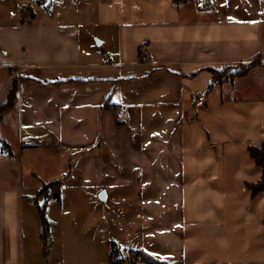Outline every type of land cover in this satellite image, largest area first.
<instances>
[{
    "label": "crops",
    "instance_id": "crops-1",
    "mask_svg": "<svg viewBox=\"0 0 264 264\" xmlns=\"http://www.w3.org/2000/svg\"><path fill=\"white\" fill-rule=\"evenodd\" d=\"M92 4L82 21L0 28V264H50L34 204L58 178L47 180L50 154L45 172L35 158L62 148L77 158L62 189L103 202L112 186L130 189L138 250L172 264H264V192L246 186L262 176L249 146L264 141V0ZM257 58L210 87L211 69Z\"/></svg>",
    "mask_w": 264,
    "mask_h": 264
},
{
    "label": "rangeland",
    "instance_id": "rangeland-1",
    "mask_svg": "<svg viewBox=\"0 0 264 264\" xmlns=\"http://www.w3.org/2000/svg\"><path fill=\"white\" fill-rule=\"evenodd\" d=\"M21 6L28 7L25 12L27 14L22 13ZM93 12L92 0H43L42 3L39 0H0V28L16 25L21 20L34 19V16H37V21L46 20L50 14L55 19L82 21L83 17H88L94 14ZM6 74V70L0 69V103L8 86L2 83ZM0 135L3 134L0 132ZM44 153L45 156L42 157ZM75 153L76 151L66 148L53 152L47 149L40 150L38 154L41 156L38 160L35 158V161L37 165L44 167H38L39 172H45L48 165L46 155L50 154L48 157L52 163L48 167L52 175L47 180L58 178L57 181L62 180L64 187L68 185L70 174L75 169L73 165L76 162L72 161V158L74 161L77 159ZM27 160L28 158L25 175L26 179H29L33 177L32 172H37V168L31 167ZM74 177V181L77 182L80 176ZM86 189L74 185L67 190L62 189L60 199L42 196L39 199L40 206L34 204L33 200L29 202L30 206L32 203L36 205L35 214L38 213L37 219L41 226L38 207L44 209L45 216L50 222L47 240L41 239L42 257L49 255L50 264H111L112 251H115L114 255L118 258L129 259L131 251L140 247L137 237L140 229L137 219L139 217L134 212L138 206L134 199L127 196L130 189L112 186L108 189L110 198L105 202L100 199L92 201L90 194L85 192ZM89 190L95 194L104 191L98 187H90ZM29 205L27 203V206ZM26 227L30 230L28 219Z\"/></svg>",
    "mask_w": 264,
    "mask_h": 264
},
{
    "label": "trees",
    "instance_id": "trees-1",
    "mask_svg": "<svg viewBox=\"0 0 264 264\" xmlns=\"http://www.w3.org/2000/svg\"><path fill=\"white\" fill-rule=\"evenodd\" d=\"M178 2L185 1V0H176ZM40 3L43 0L39 1ZM21 11L24 14L28 7L21 6ZM27 14V13H25ZM24 14V15H25ZM261 64L260 60L257 58L249 63L246 64H239L238 66L228 67L224 70H212L213 74V81L210 87L214 86L215 84H221L226 81L234 80L238 77H243L247 75L251 69L259 66ZM17 97V84L14 82V85L11 87L9 91V99L5 105L2 107V113L6 110L10 109L14 106ZM0 115V120H1ZM4 147L8 148V144L6 142L3 143ZM249 153L251 158L256 162V164L262 170V176L258 182L254 184H247V187L252 191L253 196L258 195L261 192H264V141L260 145H250L249 146ZM62 180L61 181H52L48 183H44L42 189L39 192V196H46V197H53L55 199H60V193L62 191ZM38 211L41 215L42 220V228H41V239L47 240L50 234V222L47 220L45 216V211L43 208L38 207ZM115 251H112L110 254V263L111 264H172L167 261L159 260L154 256L150 255L144 250H132L131 256L129 259L118 258L114 255Z\"/></svg>",
    "mask_w": 264,
    "mask_h": 264
},
{
    "label": "snow or ice",
    "instance_id": "snow-or-ice-1",
    "mask_svg": "<svg viewBox=\"0 0 264 264\" xmlns=\"http://www.w3.org/2000/svg\"><path fill=\"white\" fill-rule=\"evenodd\" d=\"M229 19L232 20L233 18L232 17H229ZM241 22H243V21H241ZM248 22L255 24V23H259L260 21L252 20V21H248ZM177 227H179V226H177Z\"/></svg>",
    "mask_w": 264,
    "mask_h": 264
},
{
    "label": "built area",
    "instance_id": "built-area-1",
    "mask_svg": "<svg viewBox=\"0 0 264 264\" xmlns=\"http://www.w3.org/2000/svg\"><path fill=\"white\" fill-rule=\"evenodd\" d=\"M142 60L145 61L146 60V57H143Z\"/></svg>",
    "mask_w": 264,
    "mask_h": 264
}]
</instances>
